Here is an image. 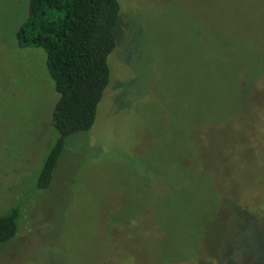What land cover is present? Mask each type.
I'll return each mask as SVG.
<instances>
[{
    "label": "rangeland",
    "instance_id": "374dc122",
    "mask_svg": "<svg viewBox=\"0 0 264 264\" xmlns=\"http://www.w3.org/2000/svg\"><path fill=\"white\" fill-rule=\"evenodd\" d=\"M28 7L0 0V217L22 210L0 264H264V0H126L48 190L60 95L17 45Z\"/></svg>",
    "mask_w": 264,
    "mask_h": 264
},
{
    "label": "trees",
    "instance_id": "16d2710c",
    "mask_svg": "<svg viewBox=\"0 0 264 264\" xmlns=\"http://www.w3.org/2000/svg\"><path fill=\"white\" fill-rule=\"evenodd\" d=\"M28 3V15L16 33L17 45L20 49L45 50L47 68L60 95L52 115L59 138L46 156L37 181L38 190H48L54 185L67 140L88 133L97 121L111 80L108 60L119 45L127 8L126 0ZM21 212L17 207L0 217V248L17 235Z\"/></svg>",
    "mask_w": 264,
    "mask_h": 264
}]
</instances>
